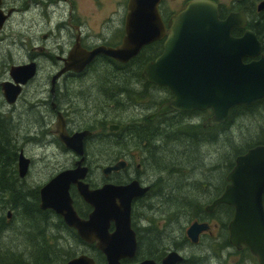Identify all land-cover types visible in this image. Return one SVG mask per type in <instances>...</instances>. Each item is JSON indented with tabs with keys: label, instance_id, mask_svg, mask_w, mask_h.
Segmentation results:
<instances>
[{
	"label": "water",
	"instance_id": "obj_1",
	"mask_svg": "<svg viewBox=\"0 0 264 264\" xmlns=\"http://www.w3.org/2000/svg\"><path fill=\"white\" fill-rule=\"evenodd\" d=\"M161 0H128L124 17V35L116 47L98 46L86 50L75 45L63 59L64 66L53 81L68 71L82 72L97 56L103 55L119 63H127L145 46L165 38L162 54L144 66L142 74L149 83L166 87L174 98L161 106L157 114L177 111L212 110L204 124L225 123L233 108L251 105L264 97V55L256 35L246 29L242 36H234V28H244L247 19L243 12H231L221 19L218 4L212 0H190L168 22V30L160 15ZM264 9V2L257 10ZM7 16L0 10V29ZM259 59L254 60V58ZM251 59L244 62L243 59ZM37 74L35 62L12 65L9 80L0 82L4 101L14 105L22 86ZM60 141L81 157L75 168L62 171L39 189V208L59 216L65 226L75 231L86 244H94L106 264H121V260L136 255V234L131 227L132 201L143 196L148 187L137 181L128 185L105 184L90 189L84 182L88 168L84 161L83 140L88 131L67 134L65 124L58 117L55 126ZM29 160L21 152L18 174L23 178ZM117 167L104 169L105 173ZM227 185L221 195L206 207L211 212L218 205L232 207L233 215L227 224L228 242L237 251L248 249L264 264V145L248 149L235 158L226 176ZM91 208L87 218L80 217L73 207L70 187ZM10 212H8V217ZM207 222L195 221L186 230L192 244L207 233ZM182 254L169 252L160 263L145 259L136 264H180ZM66 264H95L93 258L80 255Z\"/></svg>",
	"mask_w": 264,
	"mask_h": 264
},
{
	"label": "flooded vegetation",
	"instance_id": "obj_2",
	"mask_svg": "<svg viewBox=\"0 0 264 264\" xmlns=\"http://www.w3.org/2000/svg\"><path fill=\"white\" fill-rule=\"evenodd\" d=\"M83 1L84 0H27L23 3V5L20 4L18 8H16V7H7L8 2L6 0H0V10L3 12L5 16H7V19H8V15L13 16V14L21 11L22 9L19 7H23L26 10L29 8L30 4L32 6H39L41 9H43L44 7L45 8L47 7V9L49 7H55V8L65 7L69 9L67 13V17L65 18L61 17L58 19L59 23L55 27V32L50 34L49 37V39H53V43L55 44L54 50H56V52L55 53L50 52L49 49L47 50L48 47L47 48L42 46L32 47V50L36 49V53L30 55L27 62L23 64L35 62L38 71L39 58L42 56H48L51 57L52 59L51 62H53L56 65V68L54 70L56 74L64 66L63 59L69 55L70 51L73 49L75 45H79L81 48H84L86 50H92L93 48L98 46L116 47L120 44L121 39L124 35L123 25L121 29V37L118 40V42L114 44L111 42V39H108V37H103V34H101L99 38H96L95 42H91L89 36L84 37L82 35L81 29H82L83 21H81V17L76 13V10L77 8L80 7ZM90 1L95 5L96 8H102L108 6L112 9L109 11L108 18L106 17L105 20L103 21V23L106 24V26L109 24V32L105 30L104 33L108 32L109 35L111 33L112 35L118 36L117 28L116 27L112 28V23L114 19L112 17L113 15L116 14V8L120 6H122L127 12L128 0H120V1L90 0ZM189 1L190 0H187L184 3H182L183 6L180 10L176 12H172L170 15H168L162 9L163 0H161L159 5L160 15L167 30H168V22L169 20H171V17L177 14L178 12H180L187 5ZM257 6L258 4L255 5L254 12L251 13H248L244 9L227 11L230 6L225 7L219 4H218V10H219V15L221 8H224V10L226 11L225 12L226 15L224 17L220 16L221 19L225 18L231 12L244 13L247 19V25L241 29L234 28L237 30V35L235 36H242L246 29H250L251 31H253L250 28L252 21L256 20L257 16L260 13L264 12V9L258 11ZM106 19H108V21H106ZM122 24H124V18ZM257 24H259V22H257ZM61 31L64 32L63 34L65 36L64 38L63 35L61 34ZM116 36H114V39H116ZM47 37H48L47 34L43 35V39H46ZM87 39L90 44L86 43ZM164 40L165 38L161 41H155L145 46L144 48H142L139 54H141L146 48H148V50L145 51L146 52L145 55L150 58V60H148L147 63L154 61L157 57H159L162 54ZM259 42L262 45L261 54L264 55L263 43L261 41ZM100 58H102V60L104 61L108 57L106 56L97 57L86 69H84L80 73H74L71 71L66 72V75H64L58 81L54 93H52L51 91L52 88L51 86L49 90L48 98L47 100H45L44 103L46 105V109L48 110L49 115L43 114V116L48 117L49 120L53 118L54 121L50 123L48 126L49 128L43 130V132L47 136H50V139L46 140L47 143L55 146L58 149V151L68 152L73 154L71 165L69 167L60 170L58 173L75 168L76 162L81 158L77 156L71 149L67 148V146L63 144L58 137V133L55 126L58 122V115L59 113H61L64 119L65 129L69 136H72L73 134L81 131L89 132L88 136H86L83 140V150H84L85 159L81 165L88 168L87 176L84 182L89 185L90 189H98L105 184L123 186V185H128L133 181H137L141 187H148V191L143 196L135 198L131 204V227L136 234L137 249H138L137 232L139 231L140 228L145 229L147 226H142V227L139 226L140 219L137 216L140 215L142 213V210L145 208H149L153 212L156 209L158 210L159 203L156 202L152 203V201H159L161 204L165 205V201H169L178 197L176 192L178 193L179 188H177L176 186L175 187L172 186V184L168 186V189L177 190V191L174 193L170 192L169 194L166 193L165 195H163V191L165 190V188H167V182H171V176H172L171 171H173V169H176L177 167H173L170 164H166L165 161L163 160L160 161L161 156L154 154L155 150L166 149V143H165L166 133L169 132L170 136H172L173 131L170 128H167L166 122H168L169 123L168 125H170L172 121L182 120L189 127L201 125V127H203L204 130H206L207 128H211L216 124H211L209 126L204 125L208 121V119L211 118L212 116L211 109L194 110V111L173 110L168 113L157 114L159 108L169 103L174 98V96L173 93L166 87L155 85L147 81L146 77L142 74L144 66L147 63L141 68V76L143 80L141 82H137L138 84L135 85L136 86L135 90L142 94V98H143L142 101L135 102L134 104L133 102L132 103L129 101L127 102L125 96L120 95L121 93L119 92L121 91L120 87L124 83H128V82L126 80H124V82H120L122 79L118 77L121 76V74H119V71L124 72V70L120 68L123 65H126L132 59L124 64L111 59L112 63L110 65H104L105 67H108L106 72H109L110 75L109 79L105 77L104 80L93 83L90 87H88V89L91 90H85L86 89L85 87L83 89L80 88L82 82L78 79L86 75L89 72L88 70L91 68L92 64L97 62V60ZM257 59H259V57L254 58V60ZM243 61L249 62L251 61V59L244 58ZM116 63L120 65H117ZM53 76L54 75H51L50 79H52ZM66 78L71 81L62 80ZM61 84L63 85L62 91H60ZM133 86L134 85H131V87ZM123 102L125 103L122 104ZM131 105H132L131 109L133 108L138 109L136 108V106L139 107V105H141L140 106L141 109L135 111L134 113L133 112L131 113L129 111L126 112V109L124 108L130 107ZM121 110H125V112H122ZM127 114L129 115L128 117ZM40 133L41 131H39L36 134V136L32 137L31 139L36 140V137H38ZM179 138H175L174 140L173 139L172 140L175 141V143H177L181 141ZM168 142H171V140H169ZM100 143L103 144V147L100 145ZM92 147H94L95 150L97 149V151L106 152L107 154L106 156L103 155L102 158H97L98 163L96 164L95 167L101 173L100 179L98 181H93L90 178L91 174L93 173V169L91 166V162L87 159V153L90 150L91 151L94 150ZM20 151H24V150L21 149ZM151 158L153 163H149V159ZM30 166L31 165L29 162L28 170ZM108 167H117V169L110 170L108 173H105L104 169ZM28 170L25 176H27L29 172ZM57 174H55L53 177H55ZM53 177H51L49 180H51ZM206 188L207 191L212 192L213 188L211 187L210 184ZM69 192L73 200V207L77 212V214L82 218H87L88 214L91 212V208L79 196L77 189L74 185H71ZM221 193L216 198H218L221 195ZM214 200H212V202ZM145 201L147 202L144 203ZM78 202H80V204ZM208 205L204 207V211L207 214H211L217 207L222 206V205H218L211 212H207L206 207ZM139 208H141V210ZM163 213L165 212L163 211ZM54 215L57 216L56 214ZM198 222H207L210 226V230L207 233L201 234L197 244H192L186 236V230L191 224L190 223L185 230V238L189 241L191 245H198L200 243L201 238L204 235H212L211 225H210L211 221H198ZM214 226L216 228L218 227L216 223ZM68 229L71 233H73L76 236V238H78L73 229L71 228ZM78 240L80 241L81 244H84L86 246L91 247L93 250H96L94 244H86L82 242L79 238ZM174 242H176V240ZM96 251L100 253L98 250ZM172 251L175 250L171 249L167 251L163 256V258L169 252ZM80 255H86V254H80ZM80 255L77 256L75 255L72 258L78 257ZM163 258H161L159 261L153 259L151 260L155 261L156 263H160ZM145 259H149V258L138 259L137 250H136V255L133 259L121 260V264H136ZM69 260L70 259H68L67 261ZM184 261H185V257H184ZM184 261L180 264H184Z\"/></svg>",
	"mask_w": 264,
	"mask_h": 264
},
{
	"label": "rangeland",
	"instance_id": "obj_3",
	"mask_svg": "<svg viewBox=\"0 0 264 264\" xmlns=\"http://www.w3.org/2000/svg\"><path fill=\"white\" fill-rule=\"evenodd\" d=\"M6 1L8 2L7 7L18 8L20 4L23 5V3L27 0ZM185 1L187 0H163L162 9L165 13L170 15L172 12L180 10L183 6L182 3ZM214 1L221 6L228 7L233 0ZM19 8L22 10L13 14V16L11 15L6 21L5 26L2 30H0V82L9 80L8 70L12 65H21L27 62L30 55L36 53V49L32 50V47H48L47 50L49 49L50 52H56V50H54L55 44L53 43V39H49V37L50 34L55 32V27L59 23L58 19L61 17H67L69 10L65 7H61L62 9L59 7H49L47 9V7H44L41 9L39 6H32L31 4L26 10L23 7ZM110 10L112 9L108 6L96 8L90 0H84L80 7L76 10V13L81 17V21H83L81 29L82 35L84 37L89 36L91 39L90 41L95 42L96 38H99L100 35L103 34V37L111 39L113 44L117 43L121 37L122 22L126 10L120 6L116 8V14L112 17L114 18L112 28H117L118 36L112 35L111 33L109 35V24L106 26V24L103 23L105 18H108ZM106 21H108V19H106ZM105 30L108 32L104 33ZM44 34L48 35L46 39H43ZM61 34L63 35L64 32L61 31ZM114 36H116V39H114ZM64 37L65 36L63 35V38ZM86 43L90 44L88 39L86 40ZM51 61V57L48 56H42L39 58V68L36 77L24 87L23 94L19 96L14 105L6 104L0 90V113L5 119L6 125L4 124V127H8L7 129L9 131L11 130V127L14 128V145H16L19 149V152L23 149L25 156L32 162L26 178H24L20 183L25 189H36L37 187H42L51 177L57 174L60 170L69 167L72 163L73 154L58 151L55 146L47 143L46 140H49L50 136H47L43 132V130L48 129L49 124L54 121L53 118L49 120L48 117L43 116V114L49 115L44 103L48 98L49 90L51 88L50 77L51 75H55L54 70L56 65ZM100 65V63L96 62L93 66H91L86 75L78 79L82 82L80 88L83 89L85 87V90H91L88 89V87L97 81H101L98 80V77L104 74L99 71L101 69ZM62 80L71 81L67 78ZM62 87L63 85L61 84L60 91H62ZM140 106L141 105H139V107L136 106L138 109L133 108L128 111L134 113L135 111L141 109ZM128 116L129 115L127 114V117ZM263 120L264 111H261L260 109L252 116L245 115L238 117L229 130L231 134H233V138L237 136L236 140L238 137L244 139L249 135V133L255 134L257 128L261 126ZM229 130L225 134H228ZM39 131H41V133L38 137H36V140L31 139L32 137H35ZM100 145L103 146L102 143H100ZM92 148L94 149V147ZM94 150H90L87 153V159L91 162L93 169V173L90 178L93 181H98L101 173L95 167L98 163L97 158H102L103 155L106 156L107 154L106 152L97 151V149L95 151ZM200 151L204 160H206L205 163H209V156L205 154L206 150L202 147ZM211 151L213 153L215 151L214 148H212ZM226 152L227 149L224 148V153ZM149 163H153L152 158L149 159ZM165 163L172 165L174 162L168 160L165 161ZM214 164L215 163L213 161H210L209 165L203 166L199 170H195V178L188 179L186 182H196V187L200 190V192L204 190V186L208 187L209 183L211 184V187L215 189V187L218 186L217 184L220 183V176L219 174L216 175L214 172V174L212 172V174L210 173V169L211 167H214ZM16 172L18 174V162ZM182 182L183 180H181L180 177H176V181L174 182H167V188L163 191V195L166 193L169 194L170 192H176L177 190L168 189V186L172 184V186L177 187ZM180 192L181 194L183 193V191ZM205 192L206 191L202 192V196L207 197L208 192ZM176 194L178 197L179 195L181 196L180 193L176 192ZM203 201H206V199ZM146 202L147 201L144 203ZM155 202L159 203V209H156L154 212H151V210L145 212L147 218L152 219L153 225H159L161 235L155 236V240L157 243L161 241L160 243L166 246L167 251L172 249L182 254L185 257L184 264H256L254 261H245L244 263H240L239 260L241 255H238V251H236L232 246L230 248L223 249L219 248L216 243L213 245L209 244V236L216 238L219 234V228L217 229L214 226V222L210 223L212 235L203 236L198 245H190L189 247L184 245L183 247L177 248L175 246L176 242H179L182 234H185L186 228L190 223H192V221H188L186 218L180 217V219H176L174 222L168 223L166 226L165 222L167 220V213L170 212L171 208L165 207L166 205L161 204L159 201H152V203ZM78 203L80 204V202ZM139 209L141 210V208ZM163 211L165 213H163ZM10 212L8 220H11L14 214L13 211ZM137 217L140 219L139 226H148L149 219L144 218L143 211ZM49 223L50 227L47 231L50 230L51 236L60 237L58 244L63 247L61 250L64 255L66 252L69 253L71 255L69 259H71L75 255L86 254L92 257L97 264L96 252L91 247L81 244L71 232L57 226V218L50 219ZM164 224L166 227H164ZM24 226L25 222L23 219L16 218L14 224L9 229L8 234L6 235L7 237L5 238L6 241H3L4 243L2 244L4 246H9L8 248L10 251L18 254L24 253L23 247L26 243H28L24 239V235H20ZM175 238L176 242L172 244L173 242H171L172 240L170 241V239ZM58 251L59 250H52L50 252L52 253L51 255H53ZM55 264H66V260L64 262H61L60 260L58 262L56 261Z\"/></svg>",
	"mask_w": 264,
	"mask_h": 264
},
{
	"label": "trees",
	"instance_id": "obj_4",
	"mask_svg": "<svg viewBox=\"0 0 264 264\" xmlns=\"http://www.w3.org/2000/svg\"><path fill=\"white\" fill-rule=\"evenodd\" d=\"M262 1L264 0H233L227 11L244 9L248 13H251L254 12L255 5ZM225 12L224 8H221L220 16L224 17L226 15ZM257 22H259V24H257ZM250 28L254 31L258 40L263 43L264 50V12L260 13L256 20L252 21ZM232 34L234 36L237 35V30H232ZM147 50L148 48L126 65H123L120 69L124 70V72L119 71L121 76L118 78L122 79L120 82H124V80L128 82L120 87L121 91L119 93L125 96L127 102H133V104L143 99L142 94L135 90V85L138 84L137 82L143 80L141 68L150 60V58L145 55V51ZM104 61L102 58L97 60V63L101 64L100 71L104 74L98 77V80L101 81L104 80L105 77L108 79L110 78L109 72H106L108 67L104 65H110L112 61L109 58ZM94 64H92V66ZM116 64L120 65L118 63ZM131 85L134 86L131 87ZM131 106L124 108L126 112L131 109ZM260 109L264 111V98L251 105H240L233 108L225 123L214 125L206 130H204L201 125L189 127L182 120H178L180 122L172 121L170 125L166 122L167 128L173 131L172 136H170L169 132L166 133V149L155 150L154 154L161 156L160 161L169 160L174 162L172 166L177 168L171 171V182L176 181V177H180L181 180H183V182L177 186L179 187L178 193L181 194L180 191H183L181 196L179 195V197L165 201V207L171 208L170 212L167 213L166 226L168 223L180 219V217L186 218L188 221L192 222L211 221L218 225L217 229L219 228V234L216 238H212V236L208 235V239L210 240L209 244L213 245L216 243L219 248L223 249L231 247L228 243L227 223L233 215L232 207L222 205L217 207L211 214L205 213L204 207L210 204L212 200L223 192V188H225L227 183L226 176L233 168L235 158L244 154L248 149L254 146L264 145V120L261 126L257 128L255 134L249 133L244 139L238 137L236 140L237 136L233 138V134H231L229 130L238 117L245 115L252 116ZM121 111L125 112V110ZM4 124L5 119L0 113V264H55L56 261L58 262L59 260L61 262L67 261L71 255L69 253L67 254V252L64 255L61 250L63 247L58 244L60 237L51 236L50 230L47 231V229L50 227L49 221L52 218L58 219L57 226L61 229L64 228L67 231H69V229L64 225L61 218L55 216L49 210L43 211L39 208V187L36 189H25L20 184L23 179H21L16 172L20 152L16 145H14V128L11 127L9 131L7 129L8 127H4L6 125ZM228 130L229 133L225 134ZM175 138H179L181 141L175 143V141H173ZM169 140H171V142H168ZM202 147L206 150L205 154L209 156V163H205L206 160H204L200 151ZM212 148L215 150L213 153L211 151ZM224 148L227 149L226 153H224ZM210 161L215 163L214 167H211L210 173L214 172L216 175L219 174L220 183L217 184L218 186L215 187V189H212V192L207 191L206 186H204L202 192H208V196L205 197L202 196L203 193L196 187V182L192 181L187 183L186 181L195 178V170L209 165ZM204 199H206V201H203ZM148 210L151 209L145 208L142 210L144 212V218L149 219V222H151H148V226L145 229L140 228L137 232V257L138 259L149 258L159 261L165 255L167 248L160 243L161 241L158 243L156 242L155 236L161 235V232L159 231V225H153L152 219L147 218L145 212ZM10 211H13L14 214L11 220H8L7 214ZM151 212L153 211L151 210ZM16 218H22L25 222L23 231L20 230L22 231L20 235H24V239L28 242L23 247V254L10 251L8 248L9 246H4L2 244L4 243L3 241H6V235ZM165 224L164 227H166ZM175 240L176 238L170 239V241L173 242L172 244H174ZM180 240L181 241L175 244L177 248L183 247L184 245L189 247L191 245L185 238V234H182ZM52 250L59 251L51 255L52 253L50 251ZM94 251L96 252L97 264H105L104 257L96 250ZM239 254L241 255L239 260L240 263L254 261L257 264L256 258L251 255L248 249L243 248L241 251H238V255Z\"/></svg>",
	"mask_w": 264,
	"mask_h": 264
},
{
	"label": "bare ground",
	"instance_id": "obj_5",
	"mask_svg": "<svg viewBox=\"0 0 264 264\" xmlns=\"http://www.w3.org/2000/svg\"><path fill=\"white\" fill-rule=\"evenodd\" d=\"M262 2H264V1H262ZM260 3H261V2H260ZM9 17H10V16L8 15V18H9ZM6 19H7V18H6ZM7 20H8V19H7ZM7 20H6V21H7ZM5 23H6V22H5ZM5 23L3 24V26L1 27L0 30H2V28L5 26ZM252 32H253V31H252ZM253 33H254V32H253ZM254 34H255V33H254ZM255 35H256V34H255ZM99 56H103V55H99ZM99 56H97V57H99ZM97 57H96V58H97ZM96 58H95V59H96ZM95 59H94V60H95ZM94 60H93V61H94ZM93 61H92V62H93ZM92 62H91V63H92ZM91 63H90V64H91ZM90 64H89V65H90ZM89 65H87V66L85 67V69H86ZM36 66H37V65H36ZM56 74H57V73H56ZM56 74H55V75L52 77V79H51V86H52L51 91H52V93H54V90L56 89V85H57L58 81H59L64 75H66V73H63L61 76L57 77V78L53 81V78L56 76ZM35 77H36V76H35ZM35 77H34V78H35ZM34 78H33V79H34ZM33 79H32V80H33ZM29 82H30V81H29ZM29 82H28V83H29ZM28 83H27V84H28ZM27 84H26V85H27ZM26 85L22 86V90H21V94H20V95H22L23 88H24ZM58 117H60V119H62V121L64 122V119H63L61 113H59ZM39 120H40V119H39ZM64 124H65V123H64ZM81 132H83V131H81ZM78 133H79V132H78ZM104 145H105V144H104ZM102 147H103V146H102ZM96 148H97V147H96ZM109 148H110V147H109ZM21 152H22L23 155L25 156L24 151H20V153H21ZM20 153H19V155H20ZM26 158H27V157H26ZM27 159L29 160L30 165H31V160H30L29 158H27ZM20 178H21V177H20ZM24 178H26V176H24V177L21 178V179H24ZM43 211H45V210H43ZM67 254H68V253H67Z\"/></svg>",
	"mask_w": 264,
	"mask_h": 264
}]
</instances>
